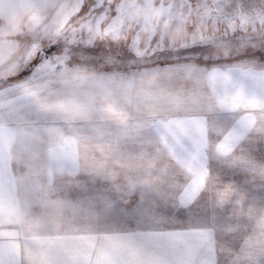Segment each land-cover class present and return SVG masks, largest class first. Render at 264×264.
<instances>
[{"label": "snow or ice", "instance_id": "obj_1", "mask_svg": "<svg viewBox=\"0 0 264 264\" xmlns=\"http://www.w3.org/2000/svg\"><path fill=\"white\" fill-rule=\"evenodd\" d=\"M0 264H264V0H0Z\"/></svg>", "mask_w": 264, "mask_h": 264}]
</instances>
